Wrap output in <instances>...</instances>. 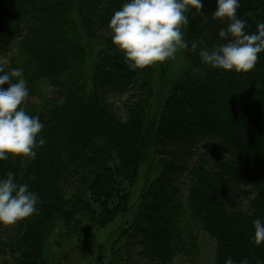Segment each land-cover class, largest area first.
<instances>
[{
    "label": "trees",
    "instance_id": "1",
    "mask_svg": "<svg viewBox=\"0 0 264 264\" xmlns=\"http://www.w3.org/2000/svg\"><path fill=\"white\" fill-rule=\"evenodd\" d=\"M125 2L0 0V61L23 70L22 106L46 141L35 159L0 160V179L14 172L40 201L33 215L0 224V264H51L59 226L95 238L131 208L138 179L122 262L132 247L137 264L192 257L196 226L214 240L213 264H264V244L252 241L264 219V52L247 73L202 63L199 51L225 43L227 26L213 19L216 0H203L181 27L187 68L154 104L153 65L130 71L111 41L110 18ZM237 15L256 32L264 0H240Z\"/></svg>",
    "mask_w": 264,
    "mask_h": 264
},
{
    "label": "clouds",
    "instance_id": "2",
    "mask_svg": "<svg viewBox=\"0 0 264 264\" xmlns=\"http://www.w3.org/2000/svg\"><path fill=\"white\" fill-rule=\"evenodd\" d=\"M239 7L240 0H216L212 15L213 19L227 21L218 32L226 42L211 50L201 49L202 63L236 73H247L255 67L258 54L264 52V22L257 24L256 32H248L247 21L237 15ZM202 8L203 0H126L110 18L111 41L130 71L174 59L179 49H188L181 31L188 23L186 13ZM197 47L193 43L189 50L195 52ZM3 65L0 61V160L8 159L9 154L35 159L36 149L46 143L44 138L37 140L44 124L22 106L29 96L23 70L5 71ZM14 177L15 173L8 171L6 178L0 179V224H14L38 211V195ZM253 226L252 241L260 246L264 244V219H255ZM224 264L236 261L227 257ZM240 264L249 262L245 258Z\"/></svg>",
    "mask_w": 264,
    "mask_h": 264
},
{
    "label": "rangeland",
    "instance_id": "3",
    "mask_svg": "<svg viewBox=\"0 0 264 264\" xmlns=\"http://www.w3.org/2000/svg\"><path fill=\"white\" fill-rule=\"evenodd\" d=\"M186 68L187 64L182 57V49L177 51L174 59L153 65L154 104L163 102L170 90L171 82L182 75ZM256 175L261 177L264 183V175ZM136 184L137 190L133 191L131 208L125 213L119 214L95 238L87 237V232L84 230L82 231V235L78 237H65L63 227L59 226L56 233L50 239L49 257L51 264H137L135 248L133 247L129 253L132 256H129L127 260L122 262V257L126 250L124 249V238L121 235L122 228L124 229L130 225L138 208L140 179L137 180ZM135 202L136 204H134ZM192 228L198 236L196 255L178 258L172 264H213L214 240L205 232L196 228V226Z\"/></svg>",
    "mask_w": 264,
    "mask_h": 264
}]
</instances>
